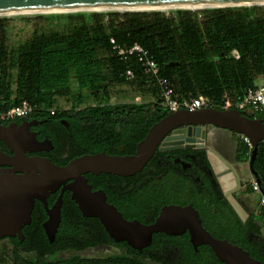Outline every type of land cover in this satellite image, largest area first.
<instances>
[{
  "label": "trees",
  "instance_id": "16d2710c",
  "mask_svg": "<svg viewBox=\"0 0 264 264\" xmlns=\"http://www.w3.org/2000/svg\"><path fill=\"white\" fill-rule=\"evenodd\" d=\"M39 19L33 35L13 46L9 43L12 20L0 17V112L25 99L37 107L31 116H50L58 99L70 93L72 75L79 89L89 91L94 98L108 97L109 84L129 81L124 76L127 64L114 54L111 38L121 45L139 43L148 49L178 99L202 94L221 110L226 99L236 102L258 80H264V9L259 6L198 12L176 10L169 15L159 11L64 13L40 15ZM130 67L136 74L134 81L155 84L142 73L135 60ZM153 91L156 93L157 89L153 87ZM73 112L58 109L56 116L68 117ZM240 112L250 118H264V112L254 115ZM169 114L162 107L161 98L149 104H98L80 109L76 116L86 120L87 128L83 134L78 122L74 130L75 142L83 148L76 155L111 153L120 151L124 145L132 146V137L140 130V124L145 123V128L137 141ZM252 150L240 143L236 160L249 161ZM253 166L264 193V142L258 147ZM205 221L203 226L213 233L211 224ZM212 235L219 237L216 233ZM45 248L46 254L52 253L55 244L46 239ZM2 255L0 252V264H8L9 258ZM119 259L120 264H125L122 256ZM12 262L85 264L88 261L80 259L77 253L52 259L42 255L36 261L24 259L19 253ZM135 264L142 263L135 259Z\"/></svg>",
  "mask_w": 264,
  "mask_h": 264
},
{
  "label": "flooded vegetation",
  "instance_id": "af4514ba",
  "mask_svg": "<svg viewBox=\"0 0 264 264\" xmlns=\"http://www.w3.org/2000/svg\"><path fill=\"white\" fill-rule=\"evenodd\" d=\"M58 109L43 118L30 115L23 119L0 121V127L18 132L21 146L43 149L30 153V156L49 158L55 164L63 166L80 157L76 155L79 151L83 152V148H79L75 142L74 130L79 122L84 134L87 123L76 116V112L83 108L61 109L74 112L68 117L57 118ZM140 125V130L132 137V146L124 145L120 151L105 153L110 156L134 155L137 144L144 139L137 141L145 128V123ZM34 138L39 144L32 143ZM211 138L213 137H210L207 130L209 143ZM171 147L159 146L142 170L133 175L87 173L86 184L92 193L103 196L105 202L126 220L139 221L145 225L155 222L165 207L192 205L198 211L201 221L206 219L205 222L211 224L213 233L204 227L210 234L216 233L220 237L216 238L228 240L243 248L251 257L264 264L263 208L247 204L242 199V194H239L237 201L245 212L243 219L224 195L207 150L197 147L171 150ZM0 151L13 154L3 141H0ZM83 155L89 154L83 153L81 156ZM6 169L5 166L0 167L1 171ZM72 182L51 192L45 198L46 204L39 199L34 200L30 221L21 228L22 241L18 237L0 240L3 257L8 258L2 242L11 246L8 264H13L12 258L19 253L24 259L35 261L42 255L52 259L77 253L80 259L88 261L85 264H120V256L124 258L125 264H135V259L142 264H225L218 260L208 245L202 244L196 248L188 231L180 235L156 233L152 236L151 243L141 250L133 249L125 242L114 241L98 218L83 215L72 199V191L67 189ZM60 201L61 221L52 243L55 248L52 253L46 254L47 236L44 225L48 219V209ZM14 244L17 245V250ZM92 251H97L100 255L86 256ZM93 260L98 262L93 263Z\"/></svg>",
  "mask_w": 264,
  "mask_h": 264
},
{
  "label": "water",
  "instance_id": "95a60500",
  "mask_svg": "<svg viewBox=\"0 0 264 264\" xmlns=\"http://www.w3.org/2000/svg\"><path fill=\"white\" fill-rule=\"evenodd\" d=\"M264 0H0V14L25 12L74 13L86 11L195 8L244 4L243 7L261 6ZM212 9V8H211ZM214 127L246 136L253 148L249 169L257 183H261L254 169V160L260 143L264 142V119L250 118L237 109H201L195 112L180 110L170 113L155 123L145 138L137 144L132 156H110L105 152L77 157L60 166L49 158L30 156L43 150L21 146L19 133L14 129L0 127V141L10 149L12 155L0 151V240L18 237L23 240L21 228L30 221L34 200L46 204L45 198L59 186L72 191V199L87 217L98 218L107 234L116 242H125L129 247L141 250L151 243L156 233L180 235L189 233L192 244L208 245L219 261L225 264H261L243 248L210 234L202 225L198 211L192 206H168L152 224L126 220L115 208L108 205L103 196L92 193L86 184L85 174L113 173L129 176L142 170L159 146H172L171 150L197 147L211 155L217 154L207 141V130ZM33 144H39L34 138ZM161 148V147H160ZM160 150H163L162 148ZM218 173L219 181L229 172L235 176L240 188V178L234 167ZM221 182V181H220ZM222 185V184H221ZM223 188V186H222ZM234 210L245 219V212L237 201L238 191H224ZM264 194V193H263ZM61 201L50 210L44 225L48 242L55 240L61 221ZM261 209V207H259Z\"/></svg>",
  "mask_w": 264,
  "mask_h": 264
},
{
  "label": "built area",
  "instance_id": "2783aa9c",
  "mask_svg": "<svg viewBox=\"0 0 264 264\" xmlns=\"http://www.w3.org/2000/svg\"><path fill=\"white\" fill-rule=\"evenodd\" d=\"M110 43L114 54L122 62L127 64L124 76L129 81L136 79L135 71L130 67V63L134 60L140 64L142 73L149 79L153 80L160 89V98L162 107L166 108L170 113L180 110L195 112L201 109L217 108V104L208 97L199 94L197 96H187L182 99L175 98L174 91L170 86L169 80L161 76V69L156 62L155 57L151 52L139 43L131 46L121 45L117 43L114 38H111ZM235 57H238L235 52ZM37 107L32 105L29 101L23 99L17 105L8 110L0 112V121H7L12 119H23L30 116ZM237 109L239 111H246L249 114H260L264 112V80L257 83L254 88H249L245 92L242 99L233 102L226 99L222 105L221 110ZM56 107L51 108L50 112L53 113ZM241 139L251 147L250 140L246 136H241ZM252 191L259 194L258 204L259 207L264 208V194L260 189V184L254 179L249 183Z\"/></svg>",
  "mask_w": 264,
  "mask_h": 264
},
{
  "label": "rangeland",
  "instance_id": "374dc122",
  "mask_svg": "<svg viewBox=\"0 0 264 264\" xmlns=\"http://www.w3.org/2000/svg\"><path fill=\"white\" fill-rule=\"evenodd\" d=\"M264 9V6H259ZM238 8V7H236ZM179 10V9H177ZM176 11L175 10H168L163 11L166 15ZM191 11V10H189ZM201 10H196L194 12H198ZM123 13V12H133V11H99L96 13ZM152 12V11H150ZM160 12V11H159ZM74 13H92L89 12H74ZM51 14V13H50ZM64 14V13H59ZM40 15H48V14H23V15H11L5 16L12 20L13 29L10 33L9 43L10 45L16 46L20 42H24L28 40L33 35V28L37 22L41 21L39 19ZM22 19H27L28 21H24ZM233 55H236L233 52ZM262 80H258L257 83L261 82ZM153 87L157 89L155 93L153 91ZM160 98V89L159 87L154 84L153 82L148 81L147 83L139 80V81H128L123 84H109L108 85V97L99 96L98 98H94L89 91L79 89L76 77L72 75L71 82H70V93L62 98H59L57 104L55 105L56 108L59 109H69V108H85L89 106H94L98 104H125V103H137V104H149L154 103L157 99ZM79 100H82L79 101ZM212 130H216L214 132L219 133L221 129L218 128H208V132L212 135ZM218 131V132H217ZM224 131V130H221ZM226 136L221 139L224 143L223 145L229 151L235 150L236 146L240 143H244V141L238 136L236 133L230 131H224ZM248 164V162H247ZM240 174L243 176H249L250 171L246 169L245 166L241 165ZM4 247V253L8 258H10L11 246L2 242L1 244ZM100 255L97 251H92L91 253H87L86 256H98ZM27 257V255H26ZM64 257V256H63ZM62 257V258H63Z\"/></svg>",
  "mask_w": 264,
  "mask_h": 264
},
{
  "label": "crops",
  "instance_id": "0c3cea01",
  "mask_svg": "<svg viewBox=\"0 0 264 264\" xmlns=\"http://www.w3.org/2000/svg\"><path fill=\"white\" fill-rule=\"evenodd\" d=\"M211 128L214 129V127ZM221 130L219 133L214 132L216 130L214 131L212 130L211 132L212 135L209 133L210 137H213L211 138L212 140L210 141V146L217 153L216 155L215 154L213 155L216 162L211 159L213 167L217 173H221L228 169L227 167L228 165H231L232 167H234V171L237 173V175L240 178V188H239V186H237V183L235 182V176L233 173L229 172L227 175H225L229 180V186L227 187V189H224V191H230V190L238 191L240 194H242L241 197L243 200L247 202V204L249 205L256 204L255 208H259V204H258L259 194L257 192L252 191L249 186V183L252 180H254L253 176L251 175V172L249 176H243L240 174V170H241L240 164L245 166L246 169H249V161L238 162L236 160L238 145L236 146L234 152L229 151L225 148V146L223 145L224 143L221 141V139L226 136V133L224 131L227 130L224 131ZM240 138L241 137H239L238 139L240 140Z\"/></svg>",
  "mask_w": 264,
  "mask_h": 264
},
{
  "label": "bare ground",
  "instance_id": "6f19581e",
  "mask_svg": "<svg viewBox=\"0 0 264 264\" xmlns=\"http://www.w3.org/2000/svg\"><path fill=\"white\" fill-rule=\"evenodd\" d=\"M244 4H238V5H224V6H211V7H195V8H167V9H139V10H112V11H133V12H150V11H168V10H191V11H196V10H204V9H211V8H236V7H243ZM261 6H264V4L262 3ZM89 12V11H86ZM92 12H99V11H92ZM19 13H3L0 14V17H5V16H11V15H18ZM24 14H42L40 13H36V12H25ZM45 14H50V13H45ZM213 161H215V158L213 156V154L210 157ZM216 162V161H215ZM221 183L224 189H227V187L229 186V180L226 176L221 178Z\"/></svg>",
  "mask_w": 264,
  "mask_h": 264
}]
</instances>
